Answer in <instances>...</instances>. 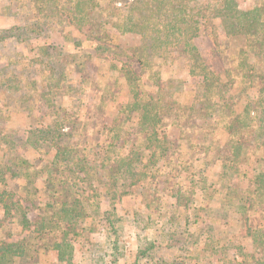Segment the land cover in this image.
Returning <instances> with one entry per match:
<instances>
[{"label": "trees", "instance_id": "1", "mask_svg": "<svg viewBox=\"0 0 264 264\" xmlns=\"http://www.w3.org/2000/svg\"><path fill=\"white\" fill-rule=\"evenodd\" d=\"M133 1L117 8L116 0H7L5 16L23 24L0 30V45H25L39 65L33 80L17 61L0 69V120L7 112L35 118L25 143L0 133V264H42L51 251L72 257L97 226L105 245L93 244L101 250L92 264H126V215L143 231L162 224L161 236L136 248L134 264H166V244L180 264H264L229 232L239 216L244 237L259 239L264 257V0L243 16L233 0L206 7ZM113 31L138 45L120 46ZM54 32L76 53L35 46ZM201 37L213 41L221 74L201 60ZM233 39L243 45L232 54ZM242 55L252 59L235 60ZM172 58L190 68L201 98L194 91L186 103L162 78L163 67L179 61ZM238 86L256 92L241 112L230 97ZM88 91L99 99L84 106ZM222 133L225 144L217 141ZM31 149L44 158L31 164L16 154ZM127 200L135 202L131 211Z\"/></svg>", "mask_w": 264, "mask_h": 264}, {"label": "rangeland", "instance_id": "2", "mask_svg": "<svg viewBox=\"0 0 264 264\" xmlns=\"http://www.w3.org/2000/svg\"><path fill=\"white\" fill-rule=\"evenodd\" d=\"M233 9L235 11V14L239 16L243 15H249L252 9L255 6L256 0H233ZM134 2L133 0H116L115 6L117 8L128 5L130 3ZM200 4L202 6H207L211 3H215L214 0H199ZM7 5V0H0V30H8L15 25H22V19L5 16L8 12V10H5V7ZM68 12L72 13L73 11V4L68 6ZM215 25L220 28L219 33L222 34V28L221 25L217 22ZM109 27L108 29H110ZM208 28H210V24L208 25ZM111 30V29H110ZM114 32V31H113ZM115 34V41L122 47H132L135 45H138V38L134 36L129 37H120L116 32ZM50 39L47 40H40L36 43L35 46H40L44 44L48 45H54L60 48H63L64 51L68 54H75L76 48L71 43H66L63 40V37L60 33L54 32L51 33ZM222 42V41H219ZM213 41L207 37H201L199 38L197 45L199 47V55L201 57V60L207 65L208 68L214 70L218 74H221L224 72V66L221 62V59L218 57L216 52L211 48ZM225 43V42H224ZM229 48L232 52V54L237 49L243 45V42L241 39H233L229 42ZM83 49L92 50L91 45L89 43L83 44ZM24 58V60H22ZM108 58V57H106ZM239 58H249L252 59V56H238L235 60H238ZM20 59L24 62V64H19ZM35 54L31 53L29 49H25V45H18L17 43H10V44H3L0 45V69L6 68L8 65L9 60L11 61H17V65L20 69L19 71H24L25 68H29L26 70L27 74H29V80H33L35 77L30 74L36 68L38 67V62L36 60ZM99 59V58H98ZM173 60H179L173 63L172 65H167L163 67L162 69V78L168 82H171L175 85L176 91L178 93H181L184 95V101L186 103L190 102L192 97V92L195 91L197 98H201L203 95V89L199 85L196 78H192L190 73V68L183 62V59H176L172 58ZM97 60V59H93ZM28 63H31L28 65ZM95 71V70H94ZM188 82V83H186ZM186 83V84H185ZM241 86H238L236 88H233V93H231L230 97L233 98L232 104L234 103L235 109L238 112H241L244 109V106L247 104L248 100L255 97V90L251 89H241ZM178 89V90H177ZM194 89V90H193ZM99 99L98 92H91L88 91L85 94L84 99V106H89L97 102ZM66 106H69L68 103H66ZM115 110V109H114ZM114 110H109L108 115L109 118L107 119L106 123L108 126H110L113 123L112 117ZM5 120H0V133L2 134H8L12 136H16L18 139V142L25 143L28 138V132L31 130V126H34L35 122L32 117H27V115L24 114H8ZM4 115V116H6ZM41 116V115H40ZM42 122V121H41ZM217 141L225 144L228 141V137L225 134H218L217 135ZM16 154L23 155L25 158L29 160L31 164L37 163L38 160L41 158H44L39 152L31 149L29 152H24L22 150H17ZM244 170V169H243ZM19 184V183H18ZM237 186L241 188V191H244V188L246 186V181L236 182ZM43 183H38V188L43 189ZM98 189L104 193L107 192V189L101 185L96 184ZM44 202V199H43ZM104 202H108L107 200H104ZM135 202L127 200L123 203L124 208L126 210L131 211L134 208ZM37 215L38 213L35 212ZM132 214V213H131ZM240 214V213H239ZM33 220H37V216H31ZM4 217L0 214V220ZM124 226H125V240L127 241V251L121 252V256L124 259L123 262L126 264H134V254L136 253L135 250L140 244H145L149 240L151 241L152 238L155 236H161L162 234V224L161 225H154L156 229H152V227H147L145 230H140V228L136 225L135 220L133 219V216L126 215L122 216ZM234 223L232 224L229 232L232 237H235L236 239L240 238L239 240V246L242 247L243 252L245 254H254L257 256V258L262 259L264 258L263 255H261L260 250L257 249L258 246V240H253L250 237H244L245 233L240 230V217L239 216H233ZM232 219V220H233ZM16 228H18L16 226ZM161 229V230H160ZM103 229L100 226H97V231H102ZM156 230V231H155ZM90 233V237L88 240V243L84 242L83 240L81 242H77L75 244V253L72 257H66L63 260H59V257L56 252H46L42 255L41 261L42 264H92L94 260L97 259V256L99 255V250H101V247H93L94 245H105L103 235L100 233ZM182 234V231L179 232L178 240H184ZM185 238H188L187 234L185 235ZM164 251H162L163 256L166 257V264H180L175 262V259H170L169 256L171 254L174 255H180L175 254V251H177L175 248L170 249V245L166 244L163 246ZM135 252V253H134ZM236 252V251H235ZM232 253V251H231ZM238 262H241V258ZM143 264V263H142ZM218 264V263H216Z\"/></svg>", "mask_w": 264, "mask_h": 264}]
</instances>
